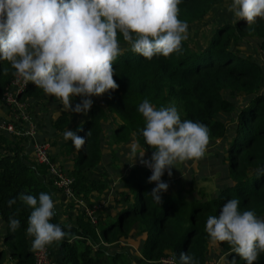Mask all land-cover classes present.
<instances>
[{
  "label": "trees",
  "instance_id": "trees-1",
  "mask_svg": "<svg viewBox=\"0 0 264 264\" xmlns=\"http://www.w3.org/2000/svg\"><path fill=\"white\" fill-rule=\"evenodd\" d=\"M228 0H182L179 5V19L192 24L203 18L214 7ZM124 50L113 64V79L119 85L115 91L98 96L99 101L92 104L88 118L70 130L86 140L83 148L72 158V191L76 196L86 198L92 190H98L95 181H89L85 173L99 163L104 137V122L110 121V142L116 147H124L129 141L139 142L140 148L146 147L141 135L145 125L138 106L147 99L154 107L176 106L183 119L199 121L210 130L209 144H214L226 136V117L234 113L235 125L228 136L227 143L216 146L218 160L223 169L224 183L216 184L215 191L208 195L197 191L175 189L161 193V204L153 201L148 194L154 183H148L151 171L140 165H132L121 178L123 205H115L113 215H97L96 224L85 220L82 212L76 215L73 224H67L55 216L52 223L59 224L68 235L56 246L61 264H129L121 252L105 254L97 247L98 243H113L118 237L126 236L133 228L144 231L140 255L148 261H157L166 256L175 258L179 264V254L187 252L198 264H206L205 249L208 236L205 225L208 216L219 215L222 206L231 198L240 199V208L252 210L257 217L264 218V176L257 177V170L264 168V95L260 93L261 69L252 59L235 54L232 43L256 41L264 56V20L257 19L253 25L236 21L234 16L228 23L213 29L206 44L200 49H191L183 41L179 52L169 57L155 56L151 60L131 52L123 42ZM4 69L8 73L4 74ZM14 70L6 61H0V102L4 104V92L14 79ZM44 94L41 89L29 83L16 94V99L27 103L28 100ZM240 94L239 101L234 97ZM80 97L72 103H79ZM30 116V114H28ZM11 118V117H10ZM3 120V119H0ZM69 120L60 113L53 121L59 133ZM13 130L23 132L26 125L19 119L12 123ZM90 136H86L88 131ZM25 137L14 132L0 130V219L4 223L2 246L8 248L7 260L13 264H34L26 236L27 219L30 209L19 199L20 193L31 194L38 198L40 192L51 195L53 186L47 177V166L29 161L22 141ZM44 141V140H38ZM48 143V141H45ZM50 146V145H49ZM75 150L71 141H66L59 149V155L69 156ZM151 149L146 147L145 154L150 158ZM49 154V150H48ZM49 157L53 163L55 158ZM62 169V168H61ZM63 170V169H62ZM65 172V171H64ZM195 179V174H192ZM162 181L171 179L167 172ZM193 181L191 179L190 183ZM16 203L9 206V201ZM89 205V203H88ZM16 218L20 227L10 231L9 219ZM96 246V247H95ZM221 254H228L227 244L219 246ZM237 264H246L235 253ZM4 262V252L0 250V264ZM255 264H264V253Z\"/></svg>",
  "mask_w": 264,
  "mask_h": 264
},
{
  "label": "clouds",
  "instance_id": "clouds-1",
  "mask_svg": "<svg viewBox=\"0 0 264 264\" xmlns=\"http://www.w3.org/2000/svg\"><path fill=\"white\" fill-rule=\"evenodd\" d=\"M181 3L182 0H0V61L8 62L18 83L35 85L59 101L62 110L87 114L93 104L91 97L119 87L113 79V64L124 51L120 37L128 50L145 60L167 58L180 51L188 38V23L179 19ZM227 10L236 21L243 20L247 25L255 24L258 18L264 20V0H231ZM7 73L8 69H4ZM75 97L80 101L73 106ZM138 112L145 121L141 130L144 144L152 153L144 159L146 147L133 142L129 164L139 159L151 169L147 182L155 187L148 194L161 204V193L169 187L162 176L167 172L171 177L178 164L202 159L210 130L199 121L182 119L174 104L157 109L145 99ZM82 130L78 126L76 131L63 133V139L71 141L77 152L86 143L77 135ZM90 135L89 130L86 136ZM260 176H264V168L257 170ZM18 199L31 210L26 228L30 251L44 252L47 246L68 235L59 224L51 222L56 212L50 194L40 192L37 198L20 193ZM8 203L11 206L16 199ZM240 203L238 197L229 199L218 216H208L206 221L210 244H227L230 249L222 257L223 264H237L235 256L227 258L232 253L246 264H255L264 253V218L252 210L241 211ZM19 227L18 219H9L10 231ZM172 264H177L175 258ZM179 264L198 261L181 252Z\"/></svg>",
  "mask_w": 264,
  "mask_h": 264
},
{
  "label": "crops",
  "instance_id": "crops-1",
  "mask_svg": "<svg viewBox=\"0 0 264 264\" xmlns=\"http://www.w3.org/2000/svg\"><path fill=\"white\" fill-rule=\"evenodd\" d=\"M230 3L231 0H228L223 4L212 8L208 13H211L212 11H216V9L221 8L225 5H229ZM229 13H230L229 21H231L233 18V14L231 12ZM222 23H227V22H221V21L216 22L213 29ZM244 42L247 43L248 41H241L238 43L234 42V44H242ZM253 43L258 48L257 42L254 41ZM231 49H232V44H231ZM236 54L242 56L245 55L239 51ZM262 81L263 78L261 74V81L259 84L260 90L258 91L264 95V91L261 90ZM91 99L93 100V103L99 101V98L97 96H93L91 97ZM27 104H28L27 112L30 114V118L34 123L33 125L35 130V134H34L35 139L48 141L50 145L48 149L50 156L52 158H55L56 163L63 169V171H65V173L71 174V168H72L71 159L76 157L77 152L76 150H73L72 154H70L69 156L58 154L59 149L66 141L63 139V134L59 133L56 129H54L53 121L60 113H65L67 115V119L69 120V123L64 128V131L70 130L74 126H77L79 125V123L86 120L88 118V112L87 114H83V113L77 114L74 112L64 111L62 110L61 108L62 106L60 105L59 101H56L54 97H48L45 94H41L39 96H36L28 100ZM72 104L73 106L75 105V103ZM9 117H10L9 111L7 110L6 106L0 102V119L7 120ZM109 125H110V121L109 119H107L104 122V126L106 130L103 139H101L102 147L100 151L99 163L95 166L94 169L89 170L85 173V177L89 181H95L97 183V187L99 186V191L98 190L90 191V193L87 194L86 198L83 197L81 198L80 196H78L79 199L83 201L84 204H88V203L94 204L97 202L100 203L102 205V208L99 211L98 215L99 214L101 215V219H104L105 214L112 216L113 215L112 210L114 209L115 205H123V200L120 192L123 191L126 193L128 190L127 188H124L122 186L121 178L125 175L128 168L132 166L129 164L131 163V161L130 159H128V153L130 151V146L133 143V141H129L127 145H124V147L116 148L110 142L111 138L109 133L110 131ZM21 143L23 144L24 151L28 160L33 162L34 158L31 149V141L26 138V140L23 139ZM212 145L214 149L217 151V153H215L214 155L218 158L219 149H217L215 145L219 146L220 141ZM144 159H147L146 154L144 156ZM138 161L139 159H137L134 165H138ZM222 180L224 183V178ZM164 182L168 183V181H164ZM216 184L221 185V183H216ZM216 184L214 185V190L211 191L208 195L212 194L215 191ZM191 186L193 185L190 184V187H188L186 191L191 192V195H193L194 193L196 194L197 191L192 192L193 190L191 189ZM168 190L173 191L175 190V188L172 189L171 187H168L166 191ZM51 197L55 202V209L58 213V219L64 223L73 224L76 215L80 214V206L76 204L74 201L67 199L61 192L55 189L51 190ZM3 233H4V223L0 219V250L4 252V262L2 264H13L11 261L7 260V255L9 253L8 248L3 247L1 244ZM144 237L145 234L142 229L133 227L126 236L118 237L117 240L113 243H109V244L98 243L97 247L99 249H102L104 253L108 255L113 254L114 252L123 253L127 258L129 264H160L158 261L145 260L140 255V249ZM27 239H28L27 241L29 244V248H31V239L29 237ZM46 251L48 252L50 261L53 264H61L60 256L54 244L47 246ZM205 256L207 259L206 264H223L222 257H224L225 255L220 253L219 247L210 244L208 239L207 246L205 249Z\"/></svg>",
  "mask_w": 264,
  "mask_h": 264
},
{
  "label": "rangeland",
  "instance_id": "rangeland-1",
  "mask_svg": "<svg viewBox=\"0 0 264 264\" xmlns=\"http://www.w3.org/2000/svg\"><path fill=\"white\" fill-rule=\"evenodd\" d=\"M227 6L228 5L218 8L216 9V11L208 13V16H204L198 21L192 24H188V38L187 40H185V42L191 49H200L206 44L216 22H228L230 20V13L227 10ZM253 42L254 41H248L247 43L244 42L242 44L232 43V51L235 54L238 53V51L245 54V58H251L259 66L263 78L261 90L264 91V56L261 52H259L257 46ZM234 99L239 101L240 95L235 96ZM172 104L173 102L169 105ZM238 106L239 102L238 104L235 103L234 111L231 114H228L226 117V136L222 137L220 140L218 139L214 141L215 143L218 141H222L223 146L227 143L229 138L228 136L234 130V113L237 112ZM180 115L182 118L181 113ZM215 153H217V151L211 144L210 146H207L205 156L202 159L178 164L176 166L177 169H172L171 179L168 180L169 187H171L172 189L178 188L185 192L191 184L193 185L191 186V189L193 190L192 192L201 190L204 194H209L214 190V185L216 183H223L222 179L225 176L218 158L214 155ZM192 174H195V179L193 178ZM191 179H193V181L190 183Z\"/></svg>",
  "mask_w": 264,
  "mask_h": 264
},
{
  "label": "built area",
  "instance_id": "built-area-1",
  "mask_svg": "<svg viewBox=\"0 0 264 264\" xmlns=\"http://www.w3.org/2000/svg\"><path fill=\"white\" fill-rule=\"evenodd\" d=\"M24 84L18 83L16 78L9 83L8 87L4 92V105L9 111V117L7 120H0V130L7 132H14L19 136L25 137L31 141V149L33 153L34 161L47 166V176L51 180L53 188L61 192L67 199L74 201L80 206V211L82 212L85 220L90 224L95 225L97 220V215L102 208L100 203L94 204H84L83 201L79 199L78 196L72 191L73 177L71 174L65 173L57 163H53L49 157L48 149L49 145L45 141H38L35 139L34 134V123L29 113L27 112L28 104L20 102L16 99V94L24 88ZM22 121L26 128L23 132H16L13 130L12 123L16 120ZM147 160V159H146ZM138 165L151 171L150 168L145 167L138 161ZM34 264H53L50 261L48 252H37L34 253ZM172 257L166 256L157 260L160 264H172Z\"/></svg>",
  "mask_w": 264,
  "mask_h": 264
}]
</instances>
